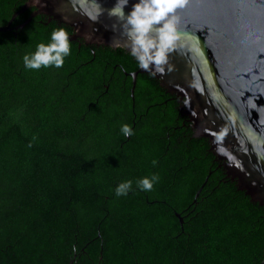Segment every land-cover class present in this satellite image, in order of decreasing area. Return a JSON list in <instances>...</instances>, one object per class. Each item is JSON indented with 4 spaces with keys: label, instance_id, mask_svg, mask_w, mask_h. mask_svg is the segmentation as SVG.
<instances>
[{
    "label": "trees",
    "instance_id": "1",
    "mask_svg": "<svg viewBox=\"0 0 264 264\" xmlns=\"http://www.w3.org/2000/svg\"><path fill=\"white\" fill-rule=\"evenodd\" d=\"M24 4L0 0V27ZM34 9L0 31V264H70L81 253L87 259L100 250L93 242L100 233L109 264H172L168 237L180 231L177 214L188 219L196 206L191 217L219 223L227 246L255 218L262 259L264 206L226 177L207 138L179 132L189 122L180 103H165L170 94L153 74L138 75L132 97L133 79L123 81L139 64L129 51L70 40L62 67H24L23 56L49 43L53 30L73 32L46 15L18 27ZM112 75L121 78L105 93ZM123 124L132 136L120 132ZM153 175L158 182L142 191L137 181ZM127 180L132 189L117 197L116 186Z\"/></svg>",
    "mask_w": 264,
    "mask_h": 264
},
{
    "label": "water",
    "instance_id": "2",
    "mask_svg": "<svg viewBox=\"0 0 264 264\" xmlns=\"http://www.w3.org/2000/svg\"><path fill=\"white\" fill-rule=\"evenodd\" d=\"M116 0H27L6 26L27 9L21 24L45 14L71 26L88 44L124 47L121 22L109 15ZM135 0H129L125 13ZM177 40L163 65L132 73L153 74L175 93L196 136L206 137L227 177L264 204V0H186L172 14ZM130 52V51H129ZM162 69V71H161Z\"/></svg>",
    "mask_w": 264,
    "mask_h": 264
},
{
    "label": "clouds",
    "instance_id": "3",
    "mask_svg": "<svg viewBox=\"0 0 264 264\" xmlns=\"http://www.w3.org/2000/svg\"><path fill=\"white\" fill-rule=\"evenodd\" d=\"M185 3L186 0H135L130 11L125 13L129 0H116L109 10V15L116 17L124 29L127 39L123 46L129 49L141 68L148 69L151 65L166 63L167 55L177 40L171 14ZM69 36L63 27L53 30L49 43H38L34 52L23 56L24 67L30 70L62 67L65 57L71 52ZM115 43L121 47L118 42ZM120 132L125 137L133 135V129L128 124L121 125ZM158 180L156 175L143 177L137 181V186L142 191H151ZM131 189L132 181H123L116 186L115 194L117 197L127 196Z\"/></svg>",
    "mask_w": 264,
    "mask_h": 264
},
{
    "label": "flooded vegetation",
    "instance_id": "4",
    "mask_svg": "<svg viewBox=\"0 0 264 264\" xmlns=\"http://www.w3.org/2000/svg\"><path fill=\"white\" fill-rule=\"evenodd\" d=\"M35 10L36 9H34V11ZM40 15H45V14H40ZM49 20L51 21L53 19L49 17ZM73 34H75L74 30L70 34V36H72ZM82 39L83 38L78 37L73 42L75 41L77 42V40L81 41ZM83 42L86 45H90L85 40ZM83 42H80V45L78 47L79 57L84 56L81 50ZM95 58L89 61H85L81 59H78L77 61L81 60V67L82 66L88 67L89 65H94L96 63ZM117 66H119V64H117ZM106 67L109 68L108 66ZM106 67L104 68L105 73H107L109 70ZM131 74L132 73H128L127 75H125V80L123 81L124 84H126L129 80L127 76H130L133 79ZM113 76L114 75H112L109 78L107 84L105 85L106 87L105 93L110 92L111 84L113 80H118L119 78H121V77L114 78ZM168 93L170 94V97L165 101V103L168 104L169 102L176 100L178 103H180V106H179L180 113L184 115L183 109L181 106L183 105L185 100L184 99L180 100V97H178L175 93L170 92L169 90H168ZM131 95L132 97L134 96L133 92ZM137 117L138 116L135 117V121ZM186 120L189 122L188 123L189 125L184 124L183 126H181L179 128V132L181 131L187 132L191 130L194 133L195 137L206 138V137L196 136L197 131L193 128L192 123L190 122V118L188 116H186ZM125 142H123L121 146ZM221 162L223 165L224 161H221ZM238 190L241 191L240 189ZM247 196L249 195L247 194ZM257 202L254 201L253 202L254 205H256L255 203ZM259 203H260L259 205L260 207L264 206V204H262L261 202ZM198 204L199 203H197V205ZM198 207L200 206H196L192 210L187 208V210L188 209L190 210L187 215V216H190V218L188 219H185L182 213L177 214L179 218V223H180V231L177 234L173 236L170 235L168 237V238L171 237L172 243H173L174 260L172 264H264V240L262 242L263 252L260 254L262 256V259H260L259 261H257L256 250L254 249L256 245H255V242H254L255 240L253 239V237L256 234L257 225H256V220L255 218H253V216H255L256 211H249V215L252 216L253 218V219H250L251 220L250 227L247 226L244 228L243 231H239L237 240L230 242L229 245L227 246L225 245L223 236L220 235V233L223 232V229L219 223L216 224L215 222H211V221H201L198 224L197 220L191 217L196 212ZM196 223H197V226L198 225L200 226L199 228H197ZM239 241H241V244H239ZM93 242L95 243L96 246L97 245L100 246V250L98 251L96 255H92V256L89 255L87 259H84V257L82 258V255H81L82 253L76 254L74 258L71 260L70 264H109V262L106 260V257H105L104 239L101 233L99 234L98 238L94 239ZM181 250H182V253H180ZM135 264H142V263L137 261Z\"/></svg>",
    "mask_w": 264,
    "mask_h": 264
}]
</instances>
